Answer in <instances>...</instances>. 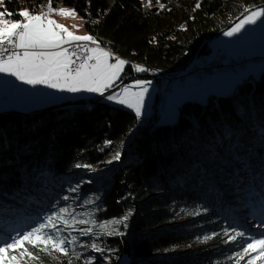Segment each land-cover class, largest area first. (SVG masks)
<instances>
[{"label":"trees","instance_id":"trees-1","mask_svg":"<svg viewBox=\"0 0 264 264\" xmlns=\"http://www.w3.org/2000/svg\"><path fill=\"white\" fill-rule=\"evenodd\" d=\"M47 4L4 0L3 12L13 13L16 21L22 19L20 11L38 13ZM262 4L264 0H52L54 8L72 7L88 35L126 61L121 82L140 75L136 66L181 73L204 39L246 7ZM209 52L207 43L191 63L206 60ZM157 79L163 84L162 77ZM252 80L253 85L243 81L227 95L209 94L205 103L181 102L170 125L157 123L155 109L149 125L139 128L133 113L104 103V95L73 109L1 117L0 243L66 207L77 220H94L95 225L69 228L57 221L61 236L76 237V244L65 245L69 255L40 252L39 260L27 264H121L124 256L127 264H236L242 250L225 243L240 231L230 212H249L252 202L264 198V70ZM132 136L129 152L106 180L115 154ZM76 165H100L107 171L97 185L76 192L78 183L67 180L79 174ZM173 205L192 216L187 225L172 223ZM4 225L11 226L9 231ZM89 227L92 232L83 234ZM192 242L206 245L185 249ZM93 243L102 251H93ZM239 264H247L246 257Z\"/></svg>","mask_w":264,"mask_h":264},{"label":"snow or ice","instance_id":"snow-or-ice-1","mask_svg":"<svg viewBox=\"0 0 264 264\" xmlns=\"http://www.w3.org/2000/svg\"><path fill=\"white\" fill-rule=\"evenodd\" d=\"M244 12L247 15L224 35L232 37L241 32L245 25H253L258 21L264 24V9L250 10L246 7ZM52 14L65 18L77 15L75 10L54 8L52 0H48L47 12L33 14L25 9L18 13L22 19L16 21L11 20L13 13L0 12V73L15 77L21 83L33 87L43 85L62 92H88L103 96L106 91L116 86L126 61L99 47L92 36L74 35L66 27L50 19L49 16ZM74 42L84 43L77 44L76 48L64 47ZM88 44L97 46L88 47ZM110 60L115 62L110 63ZM134 70L145 71L140 66H136ZM133 87L138 91H133ZM147 92L146 83L137 81L134 86L123 87L120 92L108 95L106 99L132 109L139 119ZM113 159L119 160L120 153L117 152ZM127 218L124 217L125 220ZM57 221L69 228L75 224L96 223L94 220H77L69 213L68 208H61L58 213L48 215L38 226L0 243V264H27L28 261H37L40 259L37 253L40 252L49 256L58 253L67 257L69 250L65 245H74L77 240L76 237L65 239L61 236ZM100 227L106 229L107 225L101 224ZM91 232L92 228L89 227L83 234L88 235ZM113 232L115 229L106 234L111 235ZM225 234L227 235V232ZM237 238L248 239L243 231H235L229 240L235 242ZM91 247L93 251H102L95 243ZM252 253L256 255H251ZM236 256L238 257L236 264L246 256L249 257L247 264L264 262V238L250 239ZM68 264H72V261L69 260ZM87 264H92V261L89 260Z\"/></svg>","mask_w":264,"mask_h":264},{"label":"rangeland","instance_id":"rangeland-1","mask_svg":"<svg viewBox=\"0 0 264 264\" xmlns=\"http://www.w3.org/2000/svg\"><path fill=\"white\" fill-rule=\"evenodd\" d=\"M3 8H4V0H0V12H3ZM63 9L74 10L72 7H64ZM258 9H264V7H260L255 10H258ZM43 12L44 11H42L41 13ZM33 14H37V13H33ZM54 15L56 17V19L54 20L58 24H61L64 27H66L74 35H80V36L88 35V33L86 32L84 28L83 20L78 14L75 17H67L63 21H62V16L57 15V14H54ZM234 26L235 24L232 27ZM231 28H229L228 30H230ZM224 33L209 42V45L213 47L212 51H214L216 48L220 49L218 50L215 58H217L218 55L220 54H225L227 58L232 57L234 59H237L239 57H233L232 55H236L237 52H243L242 48H245V49L247 48V49H250V51L248 50L246 51V54H247L246 56L258 58L257 62L248 64V68L246 70H240V71H237V73L214 72L212 75L206 77L203 80H196L192 77H189L187 78L181 90L165 91L166 99H165L164 105L161 108H157L159 110V116L157 117V120H156L158 124H164V125L173 124L178 117V107L181 104V102L190 100V99L192 100V96L197 97L201 103H205L207 101V98H208L207 96L209 94H216V96L217 95L223 96V95L230 94L235 91L238 85H241V83L246 80L250 82L252 85L254 84V81L252 79L254 77H257L258 74L264 70V24H261L258 21L256 24H253V25H245L244 29H242L241 32L237 33L236 35L232 37H228L224 35ZM97 45H93V46L96 47ZM66 46L68 45H65L64 47ZM209 55H210V52L206 56V58H208ZM240 57H244V56H240ZM109 62L114 63L115 61L110 60ZM143 72H137V73L142 75L141 73ZM156 80L158 79L157 78L155 79L153 78L152 79H133L123 84L120 88L119 87L115 88L117 85L121 83V81L118 80L119 82L118 81H117L118 83L116 82L117 84L115 87L105 92L104 97H102V101L104 103H108L110 105L126 109L135 115V112L132 109L127 108L124 105L117 104L114 101H110L106 99V97L108 95H112L114 93L120 92L123 87L134 86L137 81L145 82L146 86L148 87V92L145 95V103L142 109L141 118H148L153 115V109L155 106V98H156L157 91L159 90L161 85H163L162 86L163 90H165V86H166L165 82H162L163 84L161 83L157 84ZM23 86H24L23 83L21 82L18 83L17 85L18 88L16 92L18 93L19 91H21ZM25 87L26 89H29L32 86L26 85ZM132 90L138 91V89L134 87L132 88ZM193 91H194V95L190 96L189 92H193ZM31 95L36 103L37 108H40L43 106H49L50 103L52 104L51 106H55V105H61L62 103L67 104L69 102L70 103L84 102L89 99H94V97L98 96L99 94L98 93H88V92H79V93L62 92L56 89L47 88L43 85H37ZM13 101H14L13 95H11L10 99L8 100V103L13 102ZM17 103L21 104V107H16V109L28 110L27 105L28 103H31V98L30 97L27 98V93H23L22 95L20 94L18 95ZM32 111L33 110H31L30 113H35V112H39L43 110H38V111H33V112ZM18 113H21V112H18ZM24 114H29V113H24ZM148 123L149 122H146V124L143 125L142 122H140L142 126L140 125L139 128L147 127L149 125ZM258 124L262 125L260 122ZM262 127L264 126L262 125ZM133 137L134 136H132L131 139L125 140L122 143V146H120L121 148H119V153H122L121 158L119 160H116L112 165L109 166L110 171L106 176V180L109 179L110 172L113 171L117 166L121 164L122 156L124 157V155H126L129 152L130 150L129 145ZM101 168L102 166L100 165H96L93 168L81 166L79 167V174H74V173L70 174L68 175L67 180L71 182L72 184L78 183L79 187L77 186L76 189L78 188L79 190H76V192L80 191L84 185H88V186L97 185L96 182L102 179L100 178L101 174L107 171ZM44 174H46V172H44ZM47 178L48 176L44 178V182L47 181ZM76 200H77V197L75 198V201ZM229 202H232V200H227V204H229ZM170 213L173 215L172 223L187 225L192 219V216H187L186 213H184L182 210H176L174 205L171 207ZM230 213L235 216L236 219L234 221H235V224H237L238 229L240 231H243L246 234V237L248 239H242L241 242L240 241L232 242L228 239L225 241V243L235 244L238 247V249L243 250V246H246V243L249 242L250 239L261 238L260 236H263L264 238V235H261V233H258L260 230H255L256 227L263 228L264 226V198L263 197H261L260 200L258 201L256 199L255 202H252L249 212L242 213V210L239 211L238 208H235V209H232ZM20 225L25 226L23 223ZM4 227L8 231L11 228V226L7 227L6 225H4ZM14 229L15 230L17 229L16 226ZM262 231H264V229H262ZM223 236L228 237V235H223ZM204 245H206V243L202 244L198 242H192L189 245L185 246V249L195 250L196 248H200ZM251 255H256V253H252ZM248 259L249 257L246 256V261ZM127 262H128V258L124 256L121 264H127ZM132 264H137V262H134ZM256 264H264V262L256 261Z\"/></svg>","mask_w":264,"mask_h":264},{"label":"built area","instance_id":"built-area-1","mask_svg":"<svg viewBox=\"0 0 264 264\" xmlns=\"http://www.w3.org/2000/svg\"><path fill=\"white\" fill-rule=\"evenodd\" d=\"M66 47L76 48L77 42H74L72 45H68ZM255 62H257L256 59H246L245 57L234 59L232 57L227 58L225 54H220L217 58L210 61L201 59L196 63H191L181 73H172V75L169 76H161L164 79L166 86L165 90L159 88L154 110L163 107L166 97L165 91L180 90L189 77L196 80H203L212 75L214 72H237L246 69L248 64ZM145 73L148 74L147 71H145ZM143 120H145L143 121V124L149 122V118H143Z\"/></svg>","mask_w":264,"mask_h":264},{"label":"crops","instance_id":"crops-1","mask_svg":"<svg viewBox=\"0 0 264 264\" xmlns=\"http://www.w3.org/2000/svg\"><path fill=\"white\" fill-rule=\"evenodd\" d=\"M61 8H64V7L63 6L56 7V9H61ZM43 11H44L43 13H45V12H47V9L46 10H43ZM41 12L42 11H39L37 14H43ZM49 18L50 19H53V20L56 19V17H55L54 14L50 15ZM63 20H65V17H62V21ZM12 21H14V20H12ZM209 48H210V55H209L208 58L205 57V59L207 61L213 60V58H215L218 50H220V49H217L216 48L214 51H212L213 47L211 45H209ZM242 49H243V52H237L236 55H232V54H230V55H232L233 57L244 56L247 59H256V60L258 59V58H255V57H248V56H246L247 55L246 54V51L247 50L250 51V49H247V48L246 49L245 48H242ZM227 54H228V52H227ZM18 83H20V81L16 80L15 77H12V76H9V75L0 73V116L3 115V114H5V113H18V112H21V113H30L31 110H33V111L45 110V109L51 107L52 104L50 103L49 106H43V107L37 108L36 103H35L32 95H31L32 92L35 90L36 86L35 87L32 86L31 88L26 89V87H25L26 85L24 84V86L22 87V90L17 93L16 90L18 88L17 87ZM13 91H15V92H13ZM23 93H27V98L28 97L31 98V103H28V105H27L28 110H24V109L18 110V109H16V107H21V104H18L17 102H18V95H20V94L22 95ZM157 93H158V91H157ZM157 93H156L155 102L157 100ZM11 95H13L14 101L8 103V100L10 99V96ZM189 95L190 96L194 95V91L193 92H189ZM165 99H166V97H165ZM192 99L193 100H199L197 97H193V96H192ZM153 111H154V109H153Z\"/></svg>","mask_w":264,"mask_h":264},{"label":"water","instance_id":"water-1","mask_svg":"<svg viewBox=\"0 0 264 264\" xmlns=\"http://www.w3.org/2000/svg\"><path fill=\"white\" fill-rule=\"evenodd\" d=\"M260 7H264V4H262V5L258 6V7L250 8V10H255L257 8H260ZM244 15H247V13L243 12L242 14H240L239 16H237L228 26H226L225 28L221 29L217 33L211 35L210 37L204 39L201 42L200 47L198 48V50L196 51V53L194 54V56L189 60V62L182 69H184L186 66H188L189 64H191V62L194 61L195 59L199 58V56H200V48H202L207 43H209L211 40L217 38L218 36H220L221 34H223L224 32H226L229 28H231L234 24H236L240 19H242ZM247 68H248V66H247ZM182 69L178 70L177 72L181 71ZM227 72H232V71H227ZM224 73H226V72H224ZM233 73H237V72H233ZM162 74L164 75V74H170V73H155V74H145L144 73L143 75H137V76H135V77H133L131 79H127V80L122 81L115 88H117V87H119V86H121V85H123V84H125V83H127V82H129L131 80H133V79H150V78H153V77L154 78H160ZM109 92H111V91H109ZM98 96H101V95H98ZM94 99H89V100H86L84 102H73V103H70L69 102L67 104L62 103L61 105H55L54 107H52L50 109L43 110V111H39V112H35V113H29V114H24V113H5V114L1 115L0 118L1 117H5V116H8V115H18V116H21V117H27V116H34V115L44 114V113L49 112V111H58V110H64V109H73V108H76V107L84 106V105L92 102Z\"/></svg>","mask_w":264,"mask_h":264},{"label":"bare ground","instance_id":"bare-ground-1","mask_svg":"<svg viewBox=\"0 0 264 264\" xmlns=\"http://www.w3.org/2000/svg\"><path fill=\"white\" fill-rule=\"evenodd\" d=\"M84 42H77V44H83ZM87 46H90V47H92L93 45H91V44H88ZM117 58H119V57H117ZM144 69H145V71H147L148 72V74H155V71H153L152 69H149V68H147V67H143ZM243 70H245V69H243ZM165 75H170V74H162L161 76H165ZM142 122V124H143V118H139L138 119V126L140 127V122ZM146 123H144L143 125H145ZM142 126V125H141ZM83 166H85V165H83ZM235 209V208H234ZM239 211H240V209H239ZM261 229V230H260ZM262 229H264V227L263 228H259V227H256V229L255 230H260V232L262 231Z\"/></svg>","mask_w":264,"mask_h":264}]
</instances>
